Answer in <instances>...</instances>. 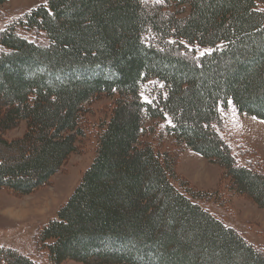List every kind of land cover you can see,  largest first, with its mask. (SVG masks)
Returning a JSON list of instances; mask_svg holds the SVG:
<instances>
[{"label": "trees", "instance_id": "1", "mask_svg": "<svg viewBox=\"0 0 264 264\" xmlns=\"http://www.w3.org/2000/svg\"><path fill=\"white\" fill-rule=\"evenodd\" d=\"M18 24L46 42L14 25L0 34V187L47 184L86 136L88 106L116 96L91 164L36 236L52 264H264L174 185V161L149 140L169 119L174 143L217 162L264 208V172L239 163L218 132L229 103L264 121V0H46ZM0 264L36 263L0 247Z\"/></svg>", "mask_w": 264, "mask_h": 264}, {"label": "rangeland", "instance_id": "2", "mask_svg": "<svg viewBox=\"0 0 264 264\" xmlns=\"http://www.w3.org/2000/svg\"><path fill=\"white\" fill-rule=\"evenodd\" d=\"M45 1L6 0L0 5V34L5 27L14 25L24 37L46 42L42 31H25L18 24L25 13ZM141 1L148 7L160 0ZM154 37L153 33H149L146 39L159 42ZM152 84L149 81L147 85H143L147 94L149 89L146 88ZM142 98L149 100L150 96L144 94ZM115 99L116 96H102L88 106L90 114L86 117V136L78 138L76 152L66 159L47 184L36 187L29 194H19L0 187V247L27 255L36 264H52L46 250L39 248L36 243V236L38 237L43 226L57 217L56 212L67 202V198L79 184L82 172L91 164L99 122L111 112ZM220 114L218 132L239 163L246 164L250 161L248 165L264 172V121L239 114L230 103L227 108L220 109ZM168 123L169 119L156 122V126H153L156 132L149 140L174 161L173 169L180 179V182L174 181V185L218 220L241 234L249 244L264 252V208L258 207L249 196L233 190L231 180L224 175V168L219 167L217 162L204 158L184 145L174 143L173 138L163 130ZM24 129L25 125L21 124L8 131L6 137L17 138ZM4 151L9 153V150ZM185 190L191 191L187 194ZM190 194L198 197L193 198ZM61 264L81 263L66 259Z\"/></svg>", "mask_w": 264, "mask_h": 264}]
</instances>
